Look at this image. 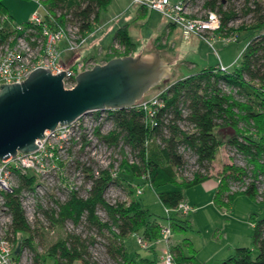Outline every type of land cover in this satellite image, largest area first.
Here are the masks:
<instances>
[{
  "label": "trees",
  "instance_id": "trees-1",
  "mask_svg": "<svg viewBox=\"0 0 264 264\" xmlns=\"http://www.w3.org/2000/svg\"><path fill=\"white\" fill-rule=\"evenodd\" d=\"M236 1L205 0V8L221 14L220 31L226 30L227 34L234 31L228 24L239 16V10L233 4ZM45 2L59 22L76 23L88 33L97 26L101 10L112 0ZM139 6L140 11L148 8L145 4ZM241 10L244 14L253 13L254 18L239 27L248 32L249 41L238 67L222 70L208 66L177 79L162 92L165 106L160 111L150 116L138 107L111 109L109 117L114 128L105 135L97 130L109 143L119 145L123 142L136 152L140 161L127 164V169L137 178H144L145 184L158 189L164 209L176 208L185 199V189L212 176L218 180L214 202L219 208L228 206L239 194L256 201L264 198V5L259 0H244ZM0 12L8 14L11 19L13 17L3 0H0ZM128 28L129 24L118 27L111 42L126 48L125 56L131 54L135 46ZM226 144L243 154L246 164L225 162L220 174H209L218 148ZM182 147L189 149L207 172L198 170L191 179L179 173L180 167L188 163ZM85 170L92 181L88 195L80 196L77 190H72L69 199L59 203L58 211L46 210L45 213L53 224L59 225L68 219L79 223L85 215L100 232L107 230L111 234L108 250L120 264H159L160 261L155 245L150 249L152 257L131 258L123 240L128 234H140L155 242L167 222L173 233L185 234L193 230L191 221L184 218V214L174 212L161 216L151 211L140 194H135L140 183L135 185L123 174L113 178L108 170H101L99 175L88 168ZM123 180L131 199L109 203L105 198L107 188L112 182L121 183ZM21 182L22 187H30L35 182L34 176L25 175ZM8 204L13 215V231L24 234L21 249L24 246L31 248L37 264H45L48 256L53 257L54 264H77L79 261L80 264H100L88 251L89 240L72 233L59 232L44 253L37 252L35 237L38 227L33 228L29 223L15 192L8 194ZM99 206L107 212L108 220H102L97 214ZM250 218L253 222L251 245L236 247L219 264H264V217L251 214ZM170 249L175 264H198V249L194 248L189 236L171 243Z\"/></svg>",
  "mask_w": 264,
  "mask_h": 264
},
{
  "label": "rangeland",
  "instance_id": "rangeland-1",
  "mask_svg": "<svg viewBox=\"0 0 264 264\" xmlns=\"http://www.w3.org/2000/svg\"><path fill=\"white\" fill-rule=\"evenodd\" d=\"M129 1L130 5L134 4V8H132L130 12H135L139 3H133V0H119V4H115L114 2L112 5H109L107 8L101 10L99 26L98 28L95 26L86 42V45L94 42L92 44V48L89 52L85 53H82V50L84 49H81L79 57L88 58L89 54L92 53L91 55H93L95 53V59L97 61L102 59L108 61L113 57H117V54H119L118 56H125L124 54L126 52V48L124 47L119 48L116 52L109 49L113 35L118 28V21H110L108 23L105 22L111 17L119 16L122 9L120 8L121 5L124 2L127 3ZM259 1L264 5V0ZM3 2L7 6L8 11L13 15L14 23H21L23 21L30 20L32 13L35 9H38L39 6L36 0H3ZM243 3L244 0H238L233 3L239 10V16L237 19L228 24V27L234 28V31L229 34L238 35L236 40L224 43L220 36L225 35L226 30H218L214 39L211 37L208 40L203 38L208 41L206 42L207 44L204 43L205 46H208V48L211 49V61L216 62V59H213V57H215L217 58V62H220L218 58L219 54L223 63H225L229 70L240 65L242 61V52L249 41L248 32L241 31L239 27L243 24H249L254 18L253 13L244 14L242 12L241 8ZM203 7V1H199L192 7V12L204 14L205 10L202 9ZM152 27L153 24L151 26H147L144 32L139 35V27L134 25L131 26L129 33L134 36L135 41H133L134 43H137H135L137 47L135 46V52L128 55L137 56L138 53L141 52L144 53L146 51L147 53L154 51L155 46H150L153 38H147L146 36ZM161 51L171 66L172 75L169 78L161 79L157 85L150 88L144 95V98L141 99V102L148 101L160 92H164L165 87L170 85L175 80L188 76L189 74L198 71L205 65L200 63L198 65L196 64L195 66H191V61L193 59L189 58L188 55H184L183 52H180L177 49L169 52L165 47H163ZM206 52V49L202 51V53ZM161 98L163 97L161 96ZM98 114L100 115L101 112H96L93 115L98 116ZM83 126L84 127L73 136L70 143L65 142L62 144L61 142L62 146L57 147L55 151L56 167L54 168L53 176L50 179L49 184H47V186L44 187L43 190L36 196L37 207H42L40 209L42 212L47 209L50 210V208L56 207L57 202L63 203L69 199L71 196V190H77L80 196H87L88 189L90 188L92 181L87 177L88 172L85 169L88 168L94 172L97 167L100 168L98 163L99 159L103 157L105 158L106 156H117L116 158L119 161V173L117 177L123 174L135 185L140 183V185H137L136 188L139 186L143 188V192L139 195L142 201L154 213L161 216H167L164 206L159 199L158 189H154L149 184H145L144 178H137L127 169V164L130 165L140 161L136 152L130 146L123 144V142H121L119 146L113 145V148L111 144L103 141L100 137V134H108L114 128L112 119L109 117V112L104 111L103 119L101 121H90L85 123ZM98 129L100 134L97 132ZM132 158L135 161L134 163L129 161ZM187 161L190 165L187 169L188 171L192 170V172H196L197 170L204 169L202 168L203 166L198 164L196 156L193 157L190 154ZM225 162H235L243 166L247 161L243 154L235 151V149H233L230 145H222L218 148L216 158L212 162L208 173L211 175L220 174ZM103 169L110 171L108 167H103ZM204 170L206 171V169ZM181 171L182 172L179 170V173L186 172H184V170ZM125 183V180L121 183L115 181L107 188L105 198L109 203L125 200L129 201L131 199V194L126 188ZM186 191L187 190H185V192ZM135 194L137 195L139 193L136 192ZM232 205H234L233 213L227 211V213H224L223 210L217 209L216 207L207 208L204 212V216H200L198 214L196 222L193 223V230H190L183 235L180 233H173L171 240L174 243L179 238L181 239L184 236H189L194 242V248L200 249V254L202 253V255H200L201 258L199 257L201 259L199 260V264H219L222 259H225L234 252L235 249L233 248L228 250L227 242H230L229 240L235 234L240 233V228H242L241 233L244 237H242L236 245H251L253 233V222H251L250 218L251 214H254V216L256 215L258 218L264 217V198H260L256 201L245 194H240L234 198ZM173 213L174 212H171V214ZM97 214L102 220H108V214L103 207H98ZM183 217L189 218L188 214H185ZM228 220H230L231 223L222 228L223 222L225 223ZM164 221L166 222V220ZM54 228V233H50L44 227H38V229H36L38 231V235L35 237L37 252L44 253L48 245L56 239L59 232L65 235L72 233L79 235L83 239L86 238L89 240L88 251L93 260L99 262L100 264H120L118 260L114 259L110 255L108 250L109 235L111 234L107 230L100 232L97 226H93L87 221L85 215L79 223H75L72 219H68L63 224H54ZM215 231L217 233L215 234L216 237L214 236ZM123 240L131 258L139 260V257L153 256L151 251L144 248L139 243L138 234H128L123 238ZM161 245L162 244L157 245V254L159 258L163 253ZM219 246L220 248L225 249H223L222 252H219ZM27 251L35 257L34 251L28 246ZM213 254H217L215 258ZM205 259H207V261ZM45 264H54L53 257L48 256ZM77 264H80V261L77 262ZM159 264L166 263L160 259ZM172 264H175V262Z\"/></svg>",
  "mask_w": 264,
  "mask_h": 264
},
{
  "label": "built area",
  "instance_id": "built-area-1",
  "mask_svg": "<svg viewBox=\"0 0 264 264\" xmlns=\"http://www.w3.org/2000/svg\"><path fill=\"white\" fill-rule=\"evenodd\" d=\"M36 1L39 4L38 9L34 10L31 19L26 22L14 23L8 14L0 12V85L24 81L34 69L44 67L49 68L53 74L65 70L64 86L73 88L79 72L90 69L97 63H105L106 60L97 61L95 56L88 58L76 56L93 31L83 32L80 26L73 22H59L47 6L46 0ZM199 1L205 4V0H133V3L145 4L149 9L159 11L168 22L181 26L186 35L195 34L207 40L210 37L214 39L216 32L222 27L221 14L205 6L202 8L205 10L204 14L193 13L192 7ZM220 38L224 43H229L236 40L238 35L225 33ZM121 47L116 42L109 49L116 52ZM217 67L222 70L228 68L222 62H219ZM161 94L160 92L150 100L140 101L131 107L143 108L151 116L165 106ZM105 111L109 112V110ZM96 112L99 111L88 112L69 124H59L53 130H46L45 136L36 140L38 147L33 151H18L14 156L0 158V264H37L34 255L27 251V246L21 249L24 234L13 231V215L8 204V194L15 192L33 228L44 227L50 233H54V224L45 213L46 210L42 212L40 210L42 207H37L36 196L49 184L53 176L57 147H61L65 142L70 143L85 123L94 120L101 121L104 111H100L101 114L98 116L93 115ZM167 131L165 129V132ZM111 145L114 148L115 144ZM182 152L185 153L187 159L190 154L195 156L185 147H182ZM116 157L106 156L99 159L101 169L97 167L94 173L99 175L101 170H104L103 167H108L111 176L116 178L119 173V161ZM129 161L135 162L133 158ZM189 166L187 163L184 167H180V172L181 170L186 171L183 174L191 179L196 172L188 171ZM200 171L206 172L204 169ZM25 175L34 176L35 182L30 187L21 185L22 177ZM136 191L140 194L143 188L139 186ZM58 209L59 203L57 202L56 207L47 209V211H58ZM190 209L191 205L183 200L176 208H166L165 211L168 215L171 212L186 214ZM172 235L170 224L164 223L157 242L160 241L166 245L163 256L166 264L174 263V255L170 249ZM138 241L144 248H149L152 243L140 234H138Z\"/></svg>",
  "mask_w": 264,
  "mask_h": 264
},
{
  "label": "water",
  "instance_id": "water-1",
  "mask_svg": "<svg viewBox=\"0 0 264 264\" xmlns=\"http://www.w3.org/2000/svg\"><path fill=\"white\" fill-rule=\"evenodd\" d=\"M65 70L38 67L21 82L0 85V158L37 149L46 130L91 111L134 106L161 79L172 75L159 52L117 56L81 71L65 88Z\"/></svg>",
  "mask_w": 264,
  "mask_h": 264
},
{
  "label": "crops",
  "instance_id": "crops-1",
  "mask_svg": "<svg viewBox=\"0 0 264 264\" xmlns=\"http://www.w3.org/2000/svg\"><path fill=\"white\" fill-rule=\"evenodd\" d=\"M114 2H115V4H119V0H112V2L109 5H112ZM123 4L120 7L122 9L119 13V16L111 17L105 23H108L110 21H116V22L118 21V27H120L124 24H129V28H128L129 32H130V28L132 25L137 26L140 29L139 35L142 34V32H144V30L147 28V26H151L153 24L152 29L150 30V32H148V35H146V36H147V38H150V37L153 38L150 46H152V47L155 46L154 51L159 52L161 54V56L167 61L168 64H169V62H168L167 58H165L164 54L161 51V49L163 47H165L169 52L171 50L177 49L178 51L183 52L184 55H186V56L188 55L189 58L193 59L191 61V64H192L191 66H195L196 64L198 65L200 63L205 64L203 67H201V69L208 67V66H216L219 63V62H217V58H215V57H213V59L214 60L216 59V62L211 61V59H212V56L210 54L211 49L208 48V46H205V44H204L208 41L204 40L200 36L195 35V34L186 35L184 33L183 29L179 25L168 22V20L159 11L151 10L149 8H146V11H143V10L140 11V6L138 5L135 12H130L132 10V8H134V4L130 5V1L125 3L124 5ZM155 13H157V14H155ZM12 19H13V17H12ZM121 22H124V23H121ZM99 23H100V19L97 23V28L99 26ZM129 34L132 37V39L134 40V36L131 33H129ZM113 38H114V35H113ZM113 38H112V40H113ZM93 43L88 44V45L85 44L81 48V49H84V50H82V53L89 52L90 49L92 48ZM135 46L137 47V45H135ZM135 46H134L133 52L136 51ZM205 49L207 52L202 53V51ZM80 50L77 52L76 56H80V54H81ZM151 52H147V53H151ZM147 53L145 51L144 53H142V52L138 53V55L147 54ZM91 54H89V57L95 56V53L93 55H91ZM218 58H219L220 62L223 63V60L221 59L219 54H218ZM212 62H215V63H212ZM223 64L225 65V63H223ZM227 64H229V63H227ZM217 186H218L217 177L212 176L209 179H207V180H205V181H203L197 185H194L192 187L185 189L187 191L186 192L184 191V198H185L184 200L191 205L190 211L186 214H188V216H189V218H187V219H189L191 221L192 227H193V223H195L197 218H198V214L200 216H204L205 210L209 207H216L217 209L223 210L224 213H227V212L233 213L234 212V210H233L234 205H232V202L228 206L224 205L222 208H219L216 205V203L214 202V195H215ZM190 189H192V190H190ZM231 218H232V215H231ZM229 223H231L230 220H228L225 223L223 222L222 228H224L225 225H227ZM252 228H253V224H252ZM216 231L214 233L215 237H216L215 234H217ZM241 231H242V228H240V233L235 234L229 240L230 242H227L228 250H231V248L235 249L236 247H238V245H236L237 242L242 237H244L243 234L241 233ZM180 234L183 235L184 233H180ZM181 239L179 238L177 241H179ZM177 241H175L174 243H176ZM171 242L173 243L172 240H171ZM158 244H162L161 246H162L163 253H162V256L160 257V259L163 260V256H164L165 249H166L165 243L160 242V241L157 242V240H156L155 242L151 243V246L149 248H146V249L151 251L150 249L152 248L153 245H155L156 250H157ZM193 244H194V242H193ZM221 249L222 248H220V246H219V252H222L223 249H225V248H223L222 250ZM200 255H202V253L200 254V249H198L197 254H196L198 264H199V260H201ZM216 255L217 254L214 255V258L216 257ZM205 260L207 261V259H205Z\"/></svg>",
  "mask_w": 264,
  "mask_h": 264
}]
</instances>
